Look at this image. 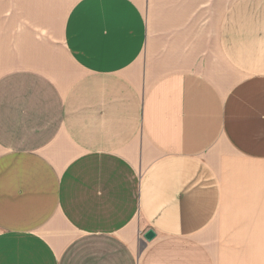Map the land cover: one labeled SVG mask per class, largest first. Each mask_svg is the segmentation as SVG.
Returning <instances> with one entry per match:
<instances>
[{"label":"crops","instance_id":"0c3cea01","mask_svg":"<svg viewBox=\"0 0 264 264\" xmlns=\"http://www.w3.org/2000/svg\"><path fill=\"white\" fill-rule=\"evenodd\" d=\"M212 12L142 79L136 0H0V56L38 66L0 77V264H264V0Z\"/></svg>","mask_w":264,"mask_h":264},{"label":"rangeland","instance_id":"374dc122","mask_svg":"<svg viewBox=\"0 0 264 264\" xmlns=\"http://www.w3.org/2000/svg\"><path fill=\"white\" fill-rule=\"evenodd\" d=\"M142 7L144 14L148 22V44L146 45L142 56L136 62L132 71H141L142 79L147 78L148 75L152 74L151 70H155L157 64V77L172 71L171 69H182L185 58L182 56H165L173 53L178 43L175 41L180 39V34L184 30H189V43L196 41L197 35V24L199 22L200 30L201 27L204 30L206 42L208 39L211 41L212 37V3L213 0H204L203 8H196V0H136ZM200 1V0H199ZM195 5L193 8L190 7L188 11H185L186 6ZM203 9V10H202ZM198 10V11H197ZM203 11V12H202ZM157 39L155 48L156 56L150 51V45L153 40ZM60 54H65V49L62 44L61 38H55ZM207 44V43H206ZM174 48V49H173ZM27 56H0V77L4 74L16 70L18 68L25 67H38L28 66L30 63L26 60ZM61 68L69 73L70 79L79 77L81 72L74 65L69 56H56ZM210 59V60H209ZM167 62L168 67L164 66ZM205 61L202 71L205 74L211 75L212 62H211V51L206 52ZM162 64V65H161ZM42 68V67H41ZM46 68H49L46 66ZM51 73V72H50ZM147 84V83H146ZM147 87V86H146ZM143 246H141V250Z\"/></svg>","mask_w":264,"mask_h":264},{"label":"water","instance_id":"95a60500","mask_svg":"<svg viewBox=\"0 0 264 264\" xmlns=\"http://www.w3.org/2000/svg\"><path fill=\"white\" fill-rule=\"evenodd\" d=\"M156 236V233L153 229H149L145 232L144 234V238L147 240V241H151L154 237Z\"/></svg>","mask_w":264,"mask_h":264}]
</instances>
